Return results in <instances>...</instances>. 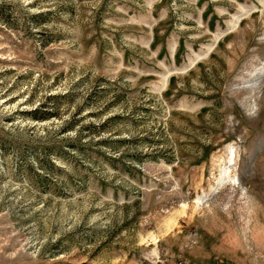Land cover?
Wrapping results in <instances>:
<instances>
[{
  "label": "rangeland",
  "instance_id": "1",
  "mask_svg": "<svg viewBox=\"0 0 264 264\" xmlns=\"http://www.w3.org/2000/svg\"><path fill=\"white\" fill-rule=\"evenodd\" d=\"M0 264H264V0H0Z\"/></svg>",
  "mask_w": 264,
  "mask_h": 264
}]
</instances>
